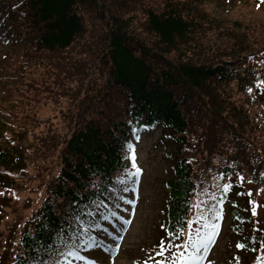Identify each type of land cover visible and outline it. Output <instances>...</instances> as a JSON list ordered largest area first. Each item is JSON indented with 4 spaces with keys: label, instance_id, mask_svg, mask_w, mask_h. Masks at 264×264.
Returning <instances> with one entry per match:
<instances>
[{
    "label": "trees",
    "instance_id": "trees-1",
    "mask_svg": "<svg viewBox=\"0 0 264 264\" xmlns=\"http://www.w3.org/2000/svg\"><path fill=\"white\" fill-rule=\"evenodd\" d=\"M171 1L0 0L9 25L0 62V95L7 96L0 104V200L15 205L9 213L0 205V223L10 221L16 234L0 246V264H33L38 243H54L74 208L103 201L107 207L90 206L99 223L100 213L119 208L122 192L109 190L122 187L130 169L132 127L138 135L161 132L165 233L183 224L174 240L181 244L187 222L198 227L208 191L219 216L221 206L232 208V229L252 264L264 262V222L237 179L246 172L264 190V32L249 41L242 18L213 15L202 0ZM253 1L257 8L264 2ZM41 87L64 100L51 98L53 115L38 118L30 112L41 106L33 95ZM226 183L227 191L218 187Z\"/></svg>",
    "mask_w": 264,
    "mask_h": 264
},
{
    "label": "rangeland",
    "instance_id": "rangeland-1",
    "mask_svg": "<svg viewBox=\"0 0 264 264\" xmlns=\"http://www.w3.org/2000/svg\"><path fill=\"white\" fill-rule=\"evenodd\" d=\"M176 1V0H173ZM171 1V2H173ZM227 0H202L201 6L213 15H224L230 14L231 19L236 17L242 18L241 25L242 31L245 33L247 31V39L252 40V37L258 36L259 32H264V2L257 8L254 6L253 0H234L232 5L225 6L223 3ZM230 10L228 13H221V9ZM259 20V22L257 21ZM262 22V24H260ZM248 27H244L247 26ZM6 25L0 24V62L9 51V44L4 40ZM245 29H244V28ZM263 28V29H262ZM258 32V33H257ZM264 35V33H260ZM12 67V65H9ZM46 90V89H45ZM43 87L38 88V90L33 94L37 100L41 103L39 109H35L30 113L38 118H43V116L53 115L50 99L57 97L62 99L61 104H63V98L51 91H45ZM31 92L28 91L25 95V101H27V96ZM18 95V94H17ZM15 94L11 100L14 106L17 107L16 102H21L22 99H18ZM258 95L262 98L259 104L264 101V90L263 95ZM18 99L17 101H15ZM7 100V96L0 95V104ZM28 102V101H27ZM60 103L55 106L58 108ZM29 106V105H28ZM29 108V107H26ZM22 110H17L21 113ZM23 112V111H22ZM264 112V108L261 109ZM24 113V112H23ZM5 116L0 113V117ZM6 117V116H5ZM1 124V122H0ZM262 132L264 134V127H262ZM160 137V130H154L152 133L143 134L136 145L134 154L136 157V164L141 169L139 176L136 178L133 186L130 188L124 197L127 200L134 201L131 204H122L121 210L117 213L118 216L123 217L130 221L128 225H124L126 231H120L118 234L123 237L122 240L113 241L112 238L104 231L97 232L102 236L103 246L101 248L92 249L89 252L83 253L90 259L96 261V264H144V261L148 259L149 255H152L155 251H158V245L161 238L164 236L161 229L162 218V204L163 203V191H162V174L165 167V162L162 160V152L157 147V142ZM29 140V136H27ZM29 170V167H27ZM244 178V191L248 194L250 190L251 197L243 194L246 197V201L249 204L252 198V204H255V210L259 212L256 216L257 219L264 222V190L251 184L248 174L245 172H239ZM2 203V202H1ZM5 206L6 212L9 213L11 208L15 207L12 203H2ZM19 207V206H16ZM230 214V210H228ZM227 215V216H226ZM224 214L222 218L219 233L216 235L215 244L209 248V252L206 255L204 264H251V257L246 256L244 252L240 251L236 245V240L242 238V235H235L232 233V220L228 217V214ZM107 232L116 234L117 230L121 227V222L115 217H111L109 221H105ZM2 225H0V232L2 230ZM3 233H0L2 236ZM166 241V239H165ZM119 244L120 247L116 250L115 245ZM111 245V253L103 251V247ZM167 255V253L165 254ZM160 259V257H156ZM73 264H81V262L74 261ZM151 264V262H150Z\"/></svg>",
    "mask_w": 264,
    "mask_h": 264
},
{
    "label": "snow or ice",
    "instance_id": "snow-or-ice-1",
    "mask_svg": "<svg viewBox=\"0 0 264 264\" xmlns=\"http://www.w3.org/2000/svg\"><path fill=\"white\" fill-rule=\"evenodd\" d=\"M252 91L251 88L248 89ZM129 125H132L133 121H128ZM139 129L136 127L131 128L132 135L135 139H139ZM125 147L130 153L126 158L131 160L130 169L124 170L126 179H122L119 183L122 185L119 189L113 186L109 190V196H113L117 191L128 192V183L135 182L139 176L141 169L136 164V157L133 151V144L131 141L125 143ZM256 163H259L257 160ZM260 175L264 177V172ZM218 180H224L225 176L223 173L219 174ZM238 180L244 178L237 174ZM231 183L218 185L223 191H227L231 187ZM208 199L201 203L205 205L201 213H198V227L192 228V221L187 222L188 234L187 238L182 241L181 244H175L174 240H179L184 235L183 224L176 232H168V239H162L158 245V251H155L152 255H149L148 259L144 261V264H204L207 253L209 252V246L213 243L214 237L217 234L216 219L219 218V212L217 207L211 201L214 200V194L206 191L204 193ZM125 204L134 203V201L127 200L123 196L117 197ZM222 203V201H221ZM75 204V201H73ZM91 209H99L100 207H107L103 201L98 203L90 201V205L86 204L84 208L86 210H80L79 207L74 208L70 215L65 220L67 228L62 227L55 233L54 243H38V251L32 256L33 264H73L74 261L81 262V264H96V261L90 259L83 253L89 252L92 249L101 248L103 241L100 240L95 233L104 231L106 235L110 236L113 241L122 240L123 237L118 233L120 231H126L124 225H128L130 221L118 216L116 212L110 211L107 215L100 213V219L109 220L111 217H115L121 222L120 229L117 230L116 234L107 232V229H102L100 223L93 218L94 213ZM119 207V205H117ZM253 215H256L255 208H253ZM88 218V219H85ZM68 229H71L69 232ZM120 245H115L118 250ZM237 248H244L245 245L238 243ZM103 251L111 253L112 246L103 247ZM47 254L51 256V259L45 260L41 258V254ZM167 253V255H165ZM160 257V259H156ZM27 264V260L23 262Z\"/></svg>",
    "mask_w": 264,
    "mask_h": 264
}]
</instances>
